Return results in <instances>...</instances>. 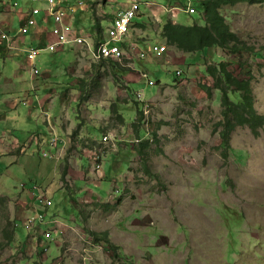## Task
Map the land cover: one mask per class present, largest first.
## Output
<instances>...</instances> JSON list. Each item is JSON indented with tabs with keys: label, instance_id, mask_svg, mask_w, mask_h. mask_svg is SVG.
Masks as SVG:
<instances>
[{
	"label": "rangeland",
	"instance_id": "1",
	"mask_svg": "<svg viewBox=\"0 0 264 264\" xmlns=\"http://www.w3.org/2000/svg\"><path fill=\"white\" fill-rule=\"evenodd\" d=\"M84 1L91 19L75 22L73 28H83L90 43L103 39L95 32L98 22L105 33L109 18L129 6L127 0ZM191 1L195 7L197 0ZM142 12L134 23H145V28L135 26L134 39L144 49L163 44L151 11L143 7ZM221 14L253 53L231 55L218 49L220 57H209L208 63L203 52L185 55L174 48L160 59L141 60L127 52L132 60L120 68L111 61L95 63L89 51L77 47L42 53L36 60L41 74L33 83L21 76L24 57L11 59L13 52L0 48V264H264V128L259 137L248 127L236 128L224 158L220 92L205 74L208 64L225 62L234 77L250 80L255 108L264 115V62L259 57L264 55V4L226 7ZM12 23L15 36L17 20ZM177 23L203 21L182 15ZM18 43L23 49L38 46L32 34ZM177 69L187 78L182 84ZM140 72H147L154 86L139 82ZM137 93L146 101L139 102ZM35 95L61 138L77 127L79 137L99 139L114 132L120 138L115 150L100 147L103 170L109 166L101 186L84 183L98 178L88 175L90 161L75 148L62 151L55 168L53 159L42 156L48 149L47 124L37 101L23 104ZM146 104L147 118L142 112L137 122ZM136 139L150 145L142 147ZM110 176L126 187L111 201L106 198ZM31 179L49 190L51 212L65 224L54 238L56 245L48 244L46 257L21 227L27 210L16 201L19 184ZM73 183L82 190L78 201L71 198ZM83 187L101 197H91ZM91 233H106L113 248Z\"/></svg>",
	"mask_w": 264,
	"mask_h": 264
},
{
	"label": "built area",
	"instance_id": "2",
	"mask_svg": "<svg viewBox=\"0 0 264 264\" xmlns=\"http://www.w3.org/2000/svg\"><path fill=\"white\" fill-rule=\"evenodd\" d=\"M40 4V8L31 9L27 14H22L19 9V4L15 1L0 0L1 7L8 8L14 16H19L23 24L19 27L17 35L12 38L10 24L5 22L0 17V48L6 51L13 50V40L27 36L31 29L37 26V19L41 17L44 24L51 23V41L44 50L40 48L30 47L19 50V56H25V63L22 67V78L34 83V80L40 76L41 72L36 66V60L42 53L57 54L73 48H81L90 52L94 62H102L112 59L120 64L130 63L131 55L135 54L141 60L150 58L160 59L168 54V47L161 44H150L147 49H144L134 37L130 35L131 30L135 27L134 20L136 17L144 16L142 8L147 12L151 11V17L157 24H161L164 18L170 20L173 24H177L180 14L189 16L197 13L196 8L191 0L180 6H165L154 4L142 0H127L129 6L125 10H118L113 18L108 30L103 34V39L94 38L93 43L83 35V30L73 28L75 18L79 13L86 10L87 3L84 0H32ZM115 0H109L113 4ZM142 14V15H141ZM150 17V15H149ZM94 35V34H92ZM97 41V44H95ZM95 44V45H94ZM25 50V51H24ZM127 52H130V56ZM205 74L208 76L207 72ZM175 76L180 78L182 73L180 70L175 71ZM139 82H144L146 86H154V81L147 72H140L138 76ZM37 95L30 96L23 102L29 106L37 101ZM137 98L143 102L139 93ZM44 106H39L41 116L45 119L48 132L46 138L47 150L42 151V156L51 158L56 163L63 157L62 151L67 149L69 139L61 138L53 128V122ZM148 104L145 105L143 114L147 118ZM41 138V137H40ZM120 138L114 132L103 133L98 141L97 146L85 149L86 159L90 161V172L98 178V181H103L104 170L102 168L103 156L100 152V147H109L115 150L116 143ZM136 143L141 142L140 139L134 140ZM103 158V159H102ZM111 188L108 190L106 198L111 201L119 198L124 190V182H119L117 177L109 179ZM17 191L21 194L17 198V203H21L24 209L27 210L26 217L21 220V226L26 230L31 239V244L37 249V252L46 257L49 251V243L54 242L52 229L44 228L47 223V215L52 208V200L47 192V189L36 182L20 183ZM28 196L30 200L24 199Z\"/></svg>",
	"mask_w": 264,
	"mask_h": 264
},
{
	"label": "trees",
	"instance_id": "3",
	"mask_svg": "<svg viewBox=\"0 0 264 264\" xmlns=\"http://www.w3.org/2000/svg\"><path fill=\"white\" fill-rule=\"evenodd\" d=\"M106 2L108 3L109 0H106ZM242 4L259 6L264 4V0H197L195 4L197 13L195 16L197 15L202 19V25L196 23L192 26L173 24L170 20L164 18L162 23L157 24V26L166 46L174 48L177 52L185 55H194L211 49H219L223 53L231 55L253 53V50L234 34L225 17L221 14V11L226 7L231 8ZM144 24L137 25V27L140 29L145 28ZM95 32L100 36L104 34L99 22L95 26ZM259 57L264 62V55ZM105 61H111L115 65H119L120 68L122 67L120 63L112 59L95 63ZM206 72L214 80L215 89L220 92L221 121L218 126L222 127L220 131L222 155L227 158L228 152L232 149L230 145L231 135L236 128L248 127L255 137H259L261 129L264 128V115L259 114L255 108V96L249 79L241 80L234 77L229 72L225 62L218 65L208 64ZM141 119L142 111H138L137 122ZM79 129L80 127L75 128L68 135L69 148H75L87 157L85 149L97 146L101 136L99 139L87 136L79 137ZM154 136H156V133H154ZM149 145L148 140L141 142L142 147H148ZM64 175L66 173L63 171ZM29 181L36 182L35 179ZM37 183L42 184L41 182ZM15 195L21 196V194ZM91 235L102 238V243L105 242L107 248H113L106 233H101L98 236L91 233Z\"/></svg>",
	"mask_w": 264,
	"mask_h": 264
},
{
	"label": "crops",
	"instance_id": "4",
	"mask_svg": "<svg viewBox=\"0 0 264 264\" xmlns=\"http://www.w3.org/2000/svg\"><path fill=\"white\" fill-rule=\"evenodd\" d=\"M9 1H15V2H17L18 0H9ZM29 1H32V0H21V4H19L18 2V4H19V9L20 10H22V14L24 15V14H27L31 9H34V8H32L33 7V5L29 2ZM32 2H34V1H32ZM35 4H38V7H35V8H40L41 6H40V4L38 3V2H34ZM151 3H154V4H161V5H165V6H180V5H182V2H180L179 0H152V2ZM98 5H97V8H98V10H102L103 9V7H101V3H97ZM9 6H10V3H8V8H4V7H1V9H0V17H2V18H5V22H7L8 24H10V30H11V33H12V36H14L13 35V23H12V20L14 19V20H17V25H18V29H19V27L23 24V21H21L20 20V18H19V16H14L11 12V10L9 9ZM95 9H96V7H95ZM91 10L89 9H86L84 12H82V13H79L78 14V16L75 18V22L77 23V22H83L84 20L85 21H90V16H92V14H91ZM116 14V13H115ZM182 15H187V14H180L179 15V17L178 18H180V17H182ZM115 16L114 15H112L110 18H109V26H110V24H111V22H112V20H113V18H114ZM98 19V18H97ZM99 24L101 25V23L99 22ZM138 24H135V26H137ZM77 29H79V28H77ZM80 30H83V28L82 29H80ZM32 34V36H34L35 37V39L38 41V46H36V45H34V43L33 44H31V46L30 47H35V48H40L41 50H44L45 48H46V46L48 45V43L51 41V23H49L48 25H45L44 24V22H43V20H42V18L41 17H38V19H37V26L36 27H34L33 29H31L30 30V32H29V34L27 35V36H29V35H31ZM16 35H17V33L15 34V36H14V38L16 37ZM130 35H131V37L133 36L132 35V33H130ZM27 36H25V37H27ZM104 36H105V33H104ZM24 38V37H23ZM19 39H22V38H18V39H15V40H13V50H11V52H13V54H12V57H11V59H13V58H19V57H24L23 58V63H22V65H24V63H25V56L24 55H22V56H19V50H21L22 51V49H23V47L21 46V44H19L18 43V41H19ZM156 44H159V43H156ZM161 45H166L165 44V42L163 43V44H161ZM29 47V48H30ZM169 51H170V48L168 47V54L167 55H169ZM217 51H219L218 49H215V53L213 52V50H208V51H205V52H203V54H204V57H201V58H207V62L209 61V57H214V55L215 56H218V57H220V54L217 52ZM176 55H177V53H176ZM222 56V55H221ZM223 57V56H222ZM184 60V58L182 57L181 58V61H183ZM223 60V59H222ZM208 63H210V61L208 62ZM23 67V66H22ZM22 67H21V69H20V72H21V76H22ZM199 67V64H196L195 65V67H194V69H196L197 70V68ZM177 70H179V69H177ZM181 71V70H180ZM181 73H183V71H181ZM184 74V73H183ZM182 74V75H183ZM185 76V75H184ZM23 77V76H22ZM183 78V76L182 77H180V78H178L179 80H181V84H182V82L183 81H187V78L185 79V80H183L182 79ZM38 102V101H37ZM41 107V105H40V103L38 102V107ZM69 131H67V133L66 134H69L68 133ZM61 136H63V134L62 133H59ZM65 134V135H66ZM47 138V137H46ZM63 138H67V139H69V137H68V135H66V136H63ZM44 143V142H43ZM68 146H70V141H69V144H68ZM80 148V147H79ZM67 149H68V147H67ZM67 149H64V151L66 152V150ZM76 154V153H75ZM77 156V155H76ZM75 156V157H76ZM63 157H64V155H63ZM74 161H76V158L74 159ZM53 163L55 162L54 160L52 161ZM103 163H104V161H103ZM56 162L54 163V168H55V166H56ZM77 167H78V165H77V162H76V164H75ZM108 171H109V166H108ZM108 171L107 172H105V170H104V174H105V176H107V175H109L108 174ZM88 175L89 176H91V177H93L94 175H92V173L90 172V170H89V173H88ZM112 176H110V177H108V179L107 180H109L110 178H111ZM93 182L94 181H92V180H90V181H87V182H84V183H86V184H88V185H90V186H94V187H99V186H101V182L102 181H98V182H94V184H93ZM74 184V183H73ZM97 184V185H96ZM56 188H60L59 187V185H57L56 186ZM74 188H75V192H74V195H71V198L72 199H74V201H78L77 199L78 198H80V197H77L78 196V194L80 193L81 194V191L80 190H77V187L75 186V184H74ZM85 190H89V191H91L89 194H91V197H96V196H99L98 194H96L95 192H93L91 189H89V188H87V187H83ZM64 190V189H63ZM80 191V192H79ZM84 191V190H83ZM65 192V191H64ZM48 193H49V190H48ZM86 193H87V191H86ZM99 197H101V196H99ZM24 199H26V200H30V198L28 197V196H24ZM65 199V198H64ZM51 210L52 209H50V212L48 213V215H47V226L48 227H50L51 229H52V232H53V237L54 238H56L57 239V237L59 236V234H61L62 233V231H63V229H62V227H65V224L60 220V217L58 216V214L55 212V213H53V212H51ZM61 225H63V226H61ZM55 228H56V230H55ZM59 241V240H58ZM57 241V242H58ZM56 241H55V245H56V243H57Z\"/></svg>",
	"mask_w": 264,
	"mask_h": 264
}]
</instances>
